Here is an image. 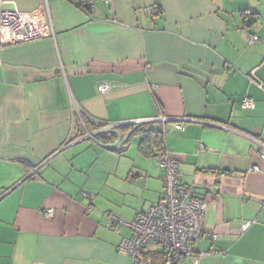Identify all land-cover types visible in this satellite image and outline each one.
Here are the masks:
<instances>
[{"label":"crops","instance_id":"crops-1","mask_svg":"<svg viewBox=\"0 0 264 264\" xmlns=\"http://www.w3.org/2000/svg\"><path fill=\"white\" fill-rule=\"evenodd\" d=\"M3 1L45 34L0 52V264H130L108 223L164 190L141 123L206 202L178 264H264V0Z\"/></svg>","mask_w":264,"mask_h":264},{"label":"built area","instance_id":"built-area-1","mask_svg":"<svg viewBox=\"0 0 264 264\" xmlns=\"http://www.w3.org/2000/svg\"><path fill=\"white\" fill-rule=\"evenodd\" d=\"M85 1L91 5L98 0ZM101 1L106 4L112 2ZM5 5L0 0V52L7 44L28 41L45 34L44 25L35 16ZM159 11L157 7L152 8L154 14ZM256 39V35L251 37L252 42ZM100 90L105 91L106 86L101 85ZM242 105L244 108H252L254 103L251 98L245 97ZM159 119L162 122L169 120L162 116ZM174 122V128H183L181 122ZM251 140L259 146L260 159L264 162V143L257 139ZM157 160L164 169V190L158 202L138 211L131 221L113 217L108 223L116 233L122 227L129 228L130 235L121 238L119 248L129 254L130 264H153L146 255L149 248H153L163 258L161 264H178L182 256L193 253V244L202 234L206 202L195 197L192 187L180 181L179 164L174 158L163 153ZM252 169L256 170L257 167ZM82 194L88 196L85 192ZM44 215L52 217L54 210L47 209ZM250 224L251 222H247L244 227Z\"/></svg>","mask_w":264,"mask_h":264},{"label":"trees","instance_id":"trees-1","mask_svg":"<svg viewBox=\"0 0 264 264\" xmlns=\"http://www.w3.org/2000/svg\"><path fill=\"white\" fill-rule=\"evenodd\" d=\"M70 1H75V0H70ZM80 5L85 7L84 0L79 1ZM253 21V19H251ZM145 123L139 124V130L142 131V139L139 142V150L142 154L148 156L150 153L148 151V147L150 145H154L159 153L157 154L158 156L164 153V145H163V132L162 130L159 129H143L144 126H142ZM183 257V256H182ZM160 262H163V258L159 260ZM160 262L158 264H160ZM153 264H156L155 262Z\"/></svg>","mask_w":264,"mask_h":264},{"label":"rangeland","instance_id":"rangeland-1","mask_svg":"<svg viewBox=\"0 0 264 264\" xmlns=\"http://www.w3.org/2000/svg\"><path fill=\"white\" fill-rule=\"evenodd\" d=\"M135 141H132V139L127 143V145L133 144ZM110 146H113V143L109 144ZM129 151V150H128ZM120 159H127V157H121Z\"/></svg>","mask_w":264,"mask_h":264}]
</instances>
